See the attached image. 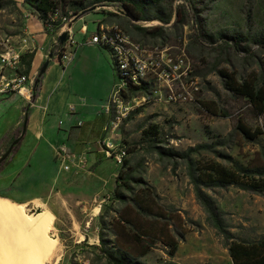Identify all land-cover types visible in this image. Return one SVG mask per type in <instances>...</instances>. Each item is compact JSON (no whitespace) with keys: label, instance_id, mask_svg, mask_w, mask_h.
<instances>
[{"label":"rangeland","instance_id":"1","mask_svg":"<svg viewBox=\"0 0 264 264\" xmlns=\"http://www.w3.org/2000/svg\"><path fill=\"white\" fill-rule=\"evenodd\" d=\"M138 1L145 11L144 21L129 16L120 1L107 0L77 16L70 12L56 32H46L51 37H47L49 42L69 31L75 42L83 44L97 32L122 31L146 56L159 58L162 68L170 70L160 79L149 75L144 92H132L128 87L120 90L132 111L111 137L117 150L127 152L124 161L128 165L106 157L102 142L97 165L88 169L91 174L76 176L74 170L80 167L72 164L66 176L48 188H40V166L35 164L22 188L28 198L26 212L34 215L45 210L55 216L53 233L61 246L57 264H233L229 252L232 240L264 239V188L204 184L196 179L200 169L218 164L249 175L264 186V113L248 99L232 93L226 77L258 87L264 84V0ZM0 3L6 4L0 10V43L22 48L23 56L35 53L37 49H32L24 28L26 19L37 17L36 13L25 0ZM80 33H84L83 40ZM25 38L28 47H24ZM91 47L80 52L84 64L71 80L79 91L77 97L103 106L113 90H119V76L109 52ZM3 49L0 45V53ZM51 58H55L54 51ZM24 106L23 122L25 113L31 111L29 103ZM13 109L9 116L17 119L20 112L17 107ZM64 118L65 127L69 120ZM110 120L112 117L107 123ZM241 126L261 135L248 139ZM14 133L0 139V159L10 148ZM105 138L104 131L103 141ZM15 155H10L0 175ZM150 194L155 210L165 218L140 216L138 220L159 238H136L133 250L124 249L114 237V220L126 208L131 218H137L128 204ZM214 216L224 233L217 229ZM22 220L7 218L1 223L18 227L13 234L19 239L12 233L10 239L20 248L23 241L21 250L32 253L30 260L36 262L39 252L35 250L34 232L21 225ZM173 239L178 246L175 257L170 256L166 244ZM146 250L148 253L141 256Z\"/></svg>","mask_w":264,"mask_h":264},{"label":"crops","instance_id":"2","mask_svg":"<svg viewBox=\"0 0 264 264\" xmlns=\"http://www.w3.org/2000/svg\"><path fill=\"white\" fill-rule=\"evenodd\" d=\"M32 16L26 19L24 31L25 35H30L32 49H37L30 78L35 80V84L38 81L40 84L37 88L35 86L37 94L31 106L26 136L14 160L0 175V196L9 198L17 206L24 205L26 209L28 198L23 194L22 188L27 184L26 176L32 172L33 166L35 164L40 166V188L43 186L48 188L55 180L66 176L67 174L56 161L57 147L66 144L75 161L77 157L87 159L84 167L74 170L75 175L91 174L92 172L89 173L88 169L97 165L99 155L102 153L101 143L104 139V129L108 124V117L99 116L102 105H90L77 97L79 91L71 80V76H75L84 64L79 56L80 52L85 50V47L91 46L79 47L71 66L66 69L62 68L56 58H51L54 41L47 40V37H51L46 34L43 23L34 15ZM84 37V33H80L82 40ZM40 44L42 49H40ZM0 45L4 47V51L6 45L9 44L0 43ZM91 48L96 49L93 46ZM15 50L23 53L22 48H15ZM102 51L105 52V50ZM48 61L50 64L43 73ZM40 76L41 80L38 78ZM23 103L26 105L27 102L19 95L0 97V139L22 127L24 116L22 109L25 107ZM72 106L76 110L73 116L69 114ZM14 107H17V111L20 112L17 119L9 116V112ZM64 117L69 121L67 126L60 127V121L64 120ZM57 118H60L58 123ZM81 121L85 123L79 127L78 123ZM259 240L255 239L247 243Z\"/></svg>","mask_w":264,"mask_h":264},{"label":"trees","instance_id":"3","mask_svg":"<svg viewBox=\"0 0 264 264\" xmlns=\"http://www.w3.org/2000/svg\"><path fill=\"white\" fill-rule=\"evenodd\" d=\"M107 0H25L26 4L32 9L39 20L43 23L46 32L54 33L60 27L63 19H67L69 13L71 12L72 16H77L83 11L87 10L91 6L98 5ZM123 4L124 10L131 16L134 20L144 21V8L138 0H118ZM6 4L0 3V10L5 9ZM165 21V20H163ZM166 23H169L166 20ZM109 52V50L100 48ZM110 53V52H109ZM35 59V53L26 54L22 57V61L25 65V70L22 72L25 75H30L32 70V65ZM114 68V66H113ZM115 71V68H114ZM228 79L227 87L228 89L237 96L248 99L261 114L264 113V84L262 87H258L255 83L245 82L239 83L235 78L230 75L226 76ZM129 90L132 92H144L146 86H133L129 85ZM29 124V113H25V118L23 126L21 129L17 130L13 135L18 136L11 141L10 148L13 146L12 154L15 155L18 153L20 146L26 136L27 129ZM240 129L244 132L248 139H255L261 133L252 134L245 126H241ZM9 148V149H10ZM8 149V150H9ZM8 152V151H7ZM3 157V156H1ZM8 160V159H7ZM6 160V161H7ZM5 161V162H6ZM4 162V163H5ZM4 163L0 166V170L3 168ZM128 162L124 161V166H127ZM200 176L196 179V182L201 183H211L220 186H239L241 188L248 189H261L264 186L261 182L257 181L255 178L250 177L249 175H240L234 171H230L227 168L218 165L211 164L205 169H200ZM248 174V173H246ZM119 179L122 180V175L119 176ZM150 195H147L148 198L136 199L131 201L130 206H127L130 209L131 213H135L137 218H131L129 212L126 208L118 220H114V237L117 240V243L124 249L133 250L134 240L136 238L149 236L156 241V238H159L157 234H151L145 230L143 226L139 224L138 218L140 216L151 217L156 219H164L165 217L155 210L156 205L154 201L150 200ZM145 196V195H144ZM198 197L202 199V194L199 192ZM209 208V206H208ZM214 221L216 227L220 232L224 233L222 224L214 216ZM146 231L145 233H143ZM133 235V236H130ZM163 236V237H162ZM162 238H165L164 234ZM160 237V238H161ZM159 240V239H158ZM170 250V256L175 257L178 251L177 243L173 242L166 243ZM230 257L233 264H264V239H261L254 243L239 242L232 240L230 248ZM148 251L141 252V256H145Z\"/></svg>","mask_w":264,"mask_h":264},{"label":"built area","instance_id":"4","mask_svg":"<svg viewBox=\"0 0 264 264\" xmlns=\"http://www.w3.org/2000/svg\"><path fill=\"white\" fill-rule=\"evenodd\" d=\"M67 35L66 40L62 41L61 37ZM24 47H28V39H23ZM79 46H93L109 50L113 66L119 76V84L116 85L119 90L111 95L110 99L102 106L99 111L101 117H112V120L105 126L106 138L103 141L105 144V155L122 164L126 159L127 152L117 150V146L112 142V135L116 134L124 119L131 113L132 107L127 105L121 98V91L123 87L142 86L145 85V80L149 75H155L159 79L167 77L169 69H163L159 58L152 55L146 56L140 48L134 44L126 34L122 31H114L111 33L97 32L94 36L88 38L83 44L75 42L71 36V32L66 31L60 33L59 38L54 40L52 51L55 52V58L59 61L62 68L66 69L74 62L76 57V50ZM71 49V50H70ZM22 57L21 52L16 51L9 45L3 52L0 53V97H7L10 95H19L23 100L33 105L37 89L35 88V80L30 78V75L22 73ZM169 62V61H168ZM50 61H48L43 69L46 72ZM113 110H116L113 113ZM70 115H75V107L69 110ZM64 123L60 121V127ZM84 124L78 123L79 127ZM56 161L60 164L61 169L65 172H70L72 164L78 167H84L87 164L85 157H77L70 153L66 144H61L57 147Z\"/></svg>","mask_w":264,"mask_h":264},{"label":"bare ground","instance_id":"5","mask_svg":"<svg viewBox=\"0 0 264 264\" xmlns=\"http://www.w3.org/2000/svg\"><path fill=\"white\" fill-rule=\"evenodd\" d=\"M41 207L42 206L40 205V203H38V208ZM7 218H13V220H18V218L23 219L21 225L25 224L26 228L31 227L30 229L32 230V232H34V237L36 239V241L35 239L33 241H35L36 245L34 244L33 241L32 242L35 245V250L40 253L39 254L33 250L38 255H40L39 257L38 255H36L37 258L34 255V261L36 259L39 261L36 260V262H32L31 260H33L32 259L33 255L30 252L31 253L30 256L27 250H25L27 253L24 254L25 252L23 251L24 249L21 250V248H23L22 245L23 241L22 244H20L21 248L19 247V244H16V241L14 240L17 239L18 237L16 238V235H14L15 233L13 234V232L17 231L18 227L14 223H11V225L8 223H1L2 222L1 220ZM21 225L20 227H22ZM54 231H55V216L49 211L44 210L42 213L29 215L26 212V206L24 205L17 206L13 204V202H10L5 198L0 197V264H31V262L32 264L33 263L47 264V263H51L54 259L57 260L55 263L57 264V262L59 261L61 246L58 237L55 235V233H53ZM11 233L13 234V236H15L14 240L13 238L10 239V237H12V235H10ZM19 233L20 232H16V234ZM25 248H27L26 244H25ZM34 252L33 254H36Z\"/></svg>","mask_w":264,"mask_h":264},{"label":"water","instance_id":"6","mask_svg":"<svg viewBox=\"0 0 264 264\" xmlns=\"http://www.w3.org/2000/svg\"><path fill=\"white\" fill-rule=\"evenodd\" d=\"M67 35H63L61 37L62 41L66 40ZM12 150H13V146L8 150V152L0 159V166L10 157V155L12 154Z\"/></svg>","mask_w":264,"mask_h":264}]
</instances>
